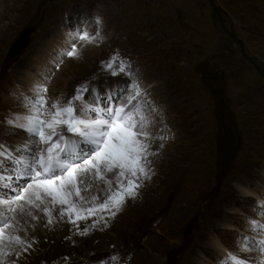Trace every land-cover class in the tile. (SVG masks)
Returning a JSON list of instances; mask_svg holds the SVG:
<instances>
[{
	"label": "rangeland",
	"instance_id": "1",
	"mask_svg": "<svg viewBox=\"0 0 264 264\" xmlns=\"http://www.w3.org/2000/svg\"><path fill=\"white\" fill-rule=\"evenodd\" d=\"M96 16L103 40L78 42L77 58L57 60L69 47L68 31L87 21L96 33ZM30 28L28 44L11 60L10 49ZM117 53L131 61L147 93L137 115L149 134L148 178L141 173L140 187L117 204L111 197L127 191L131 177L118 169L88 173L80 197H71L81 217L72 212L74 223L68 206L51 197L39 208L25 205L4 230L0 264H96L108 257L114 264H222L218 257L239 251V234L264 239L246 226V218L264 220L255 208L264 200V0H0L5 151L28 139L6 125L22 114L7 97L18 98L30 79L45 76L49 96L63 101L81 85L103 92L105 84H124L102 63ZM9 235L22 243L9 247ZM244 255L254 262L260 253Z\"/></svg>",
	"mask_w": 264,
	"mask_h": 264
},
{
	"label": "snow or ice",
	"instance_id": "2",
	"mask_svg": "<svg viewBox=\"0 0 264 264\" xmlns=\"http://www.w3.org/2000/svg\"><path fill=\"white\" fill-rule=\"evenodd\" d=\"M93 22L97 26L96 33L88 31L87 21L66 33L69 47L59 50L57 60L65 56L77 58L78 42L103 40L100 34L102 17L96 16ZM57 60L53 61L56 67L59 66ZM102 63L107 75L120 76L126 82L111 88L105 84L103 92L98 86L81 85L67 101L57 98L49 103L50 98L46 97L48 77L45 76L43 82L33 83L29 93L21 94L22 115L6 118L8 127L23 131L28 139L7 152V146L0 144V189H3L0 191V245L5 228L13 226L9 223L13 213H23L25 205L39 208L47 197H51L53 203L68 206L69 222L74 223L72 212L80 219L79 209L73 207L71 197H80V185L89 172L102 175V169L107 172L118 169L121 177H131L127 180V191L111 197L117 204L140 187L141 173L148 178L149 134L141 130L142 118L137 115L141 110L140 96L147 93L141 89L130 60L117 53ZM101 75L104 73L97 74V78ZM107 203L105 201V205ZM255 208L264 216V200H257ZM61 215H64L63 210ZM246 226L249 231L264 234V220L249 217ZM88 230L85 228L84 232ZM20 243L19 236L9 235V247ZM237 247L238 252L229 251L218 260L222 264H264V239L241 233L237 237ZM252 251L260 253L254 262L244 255ZM96 264H114V258L108 257Z\"/></svg>",
	"mask_w": 264,
	"mask_h": 264
},
{
	"label": "bare ground",
	"instance_id": "3",
	"mask_svg": "<svg viewBox=\"0 0 264 264\" xmlns=\"http://www.w3.org/2000/svg\"><path fill=\"white\" fill-rule=\"evenodd\" d=\"M43 59H46V58H48L49 57V55L48 54H44L43 56ZM39 66H43V63H42V61L39 59ZM46 62V61H45ZM46 64H47V62H46ZM40 70H41V73L42 74H44L45 72H46V67L44 66V67H42V68H40ZM37 79V78H36ZM32 80H34L33 78L32 79H30L29 80V85L27 86V90L26 91H18L17 90V92L16 93H18L19 94V97L17 98V97H14V98H11L10 96L9 97H7V101L9 102V106L11 107V108H16L17 110H19V111H21L22 112V108H21V103H22V97H21V94L22 93H25V94H27V93H29V91H30V88H31V86L33 85V83H34V81H32ZM39 81V80H38ZM53 93V92H52ZM52 93L50 94L49 92H47V98H50V100L49 101H54V100H56V99H53V96H49V95H52ZM16 110V111H17ZM22 115V114H21ZM19 144V143H18ZM90 173V172H89ZM83 175V174H82ZM89 177V176H88ZM94 177V176H93ZM85 178V177H84ZM92 180V179H91ZM84 182L85 183H87L88 184V178L86 179V180H84ZM18 219V218H17ZM4 246V245H3Z\"/></svg>",
	"mask_w": 264,
	"mask_h": 264
},
{
	"label": "water",
	"instance_id": "4",
	"mask_svg": "<svg viewBox=\"0 0 264 264\" xmlns=\"http://www.w3.org/2000/svg\"><path fill=\"white\" fill-rule=\"evenodd\" d=\"M31 31H32L31 28L26 30L23 33L22 37L17 41V43L10 49L9 58L11 60L17 59L20 56V54L22 53V51L24 50V48L29 42Z\"/></svg>",
	"mask_w": 264,
	"mask_h": 264
}]
</instances>
